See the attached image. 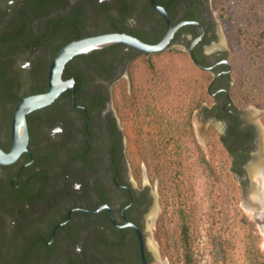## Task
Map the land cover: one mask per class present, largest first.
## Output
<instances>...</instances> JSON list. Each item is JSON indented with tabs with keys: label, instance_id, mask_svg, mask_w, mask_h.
<instances>
[{
	"label": "flooded vegetation",
	"instance_id": "obj_1",
	"mask_svg": "<svg viewBox=\"0 0 264 264\" xmlns=\"http://www.w3.org/2000/svg\"><path fill=\"white\" fill-rule=\"evenodd\" d=\"M170 29L175 32L166 50H183L195 68L214 74V102L199 104L198 119L204 128L209 123L221 130L231 170L247 190L252 181L246 166L263 143L256 125L231 104L227 53L218 44L208 0H0V147L11 150L22 100L49 93L53 62L65 47L108 35L157 45ZM18 34L13 42L2 40ZM158 35L161 40L152 43ZM142 55L118 43L73 57L62 73L70 86L26 116L28 151L0 165V244L9 243L0 247V264H9L37 232L38 243L28 251L41 264H153L147 228L155 196L132 181L127 141L112 106L114 85ZM36 158L45 162L32 166ZM19 168L28 169L22 179L14 176ZM45 171L51 179L44 192L52 200L33 203L41 188L34 175ZM252 179L261 193L264 173L258 169ZM22 183L33 199L8 203V191Z\"/></svg>",
	"mask_w": 264,
	"mask_h": 264
},
{
	"label": "rangeland",
	"instance_id": "obj_2",
	"mask_svg": "<svg viewBox=\"0 0 264 264\" xmlns=\"http://www.w3.org/2000/svg\"><path fill=\"white\" fill-rule=\"evenodd\" d=\"M208 1L227 53L231 104L261 124L264 145V0ZM213 75L183 50H165L133 61L112 90L132 181L155 196L147 228L153 264H264L258 183L244 189L220 129L198 119L201 103L214 102Z\"/></svg>",
	"mask_w": 264,
	"mask_h": 264
},
{
	"label": "water",
	"instance_id": "obj_3",
	"mask_svg": "<svg viewBox=\"0 0 264 264\" xmlns=\"http://www.w3.org/2000/svg\"><path fill=\"white\" fill-rule=\"evenodd\" d=\"M163 11V10H162ZM164 12V11H163ZM175 30L170 29L165 38L157 45L146 44L134 37L127 35H108L96 38L85 39L78 42H73L72 44L65 47L56 57L53 62L51 69V82L50 91L46 95L30 97L22 100L18 105L13 124V139L12 147L9 152L4 151L0 147V165H11L16 162L20 156L28 151L29 144V130L27 125L26 116L44 106L52 103L68 86L62 81V73L65 65L73 57L82 54H90L95 50H102L104 48L110 47L112 45L123 43L128 46L137 48L145 54L159 53L165 51L168 43L173 36ZM262 114V113H261ZM256 125L259 135L262 140V126L258 122H254ZM205 129L203 130V132ZM221 131V130H220ZM264 157V145H260L256 153L253 155L252 160L246 166L250 174L251 188H256V182L252 180V174L260 169L264 172V164H262ZM256 186V187H254ZM258 188V187H257ZM257 190V189H256ZM264 193V187L261 193H259L258 200L264 201L262 194ZM258 203L256 204V206ZM257 208V207H256ZM156 212V210H155Z\"/></svg>",
	"mask_w": 264,
	"mask_h": 264
},
{
	"label": "trees",
	"instance_id": "obj_4",
	"mask_svg": "<svg viewBox=\"0 0 264 264\" xmlns=\"http://www.w3.org/2000/svg\"><path fill=\"white\" fill-rule=\"evenodd\" d=\"M20 36L21 35L18 34V35H15L13 37L11 36V37H8V38H6V37L2 38V40H4V41L6 40L5 42L9 43L10 41L13 42L15 39H19ZM162 37H163V35L156 36L154 38V41H152V43H156L157 44L161 40ZM68 39H69V37L66 36V38L63 39V41L68 40ZM71 40H69V41H71ZM69 41H67V42H69ZM4 49H5V47H0V50L2 52H3ZM6 83H8L6 85H10V86L12 85V84H10V81L8 79L6 80ZM2 148L4 150H6V152H8V150H9L8 146L7 147L6 146H2ZM24 157H28V159H29V156L26 153L23 155V158ZM44 162H45V158H43V159L36 158L34 163H32V166H38V165H40V164H42ZM26 170H28V169L19 168V170L15 173L14 176L17 177L18 179H22V177L25 174ZM50 179L51 178H50L49 173L47 171H45L44 173L40 172V173L34 175V180H40L41 181V188H40L39 194L35 196V198L33 200V203L36 202L35 200H40V199H44L47 202H51L52 198H50L44 192L45 188L48 186V181ZM18 181L19 180H17L16 182L18 183ZM26 183H22V185H20V187H18L17 189H13V190H9L8 191L10 193V196L7 198L8 203H13V202L14 203H19V202L23 201V203L27 204L28 201L33 199V197L30 195V193L24 191L23 186L26 185ZM62 192H63V189H62ZM30 208H26L25 210H23L22 214H24V215L27 214ZM34 232H36V231H34ZM38 238H39L38 232H37V234H33L32 236H30V238L28 239L27 246L25 245L24 246L25 248H21V249L17 248V250H15L16 253H14L13 259H11L9 264H28L30 259L32 260L33 264H41L40 259L39 258L38 259H33L34 256L31 258L30 254H29V251H28L29 246L33 247L34 245H36L38 243ZM8 244H6V245H8ZM6 245L3 244V246H2L0 244V247H5ZM16 245L20 246L21 243L20 244H16ZM256 264H259V263L256 262Z\"/></svg>",
	"mask_w": 264,
	"mask_h": 264
},
{
	"label": "bare ground",
	"instance_id": "obj_5",
	"mask_svg": "<svg viewBox=\"0 0 264 264\" xmlns=\"http://www.w3.org/2000/svg\"><path fill=\"white\" fill-rule=\"evenodd\" d=\"M263 173H264V172H263ZM260 175H261V174H260ZM261 176H262V175H261ZM261 176H260V177H261ZM262 180H263V179H262ZM263 181H264V180H263ZM263 187H264V183H263Z\"/></svg>",
	"mask_w": 264,
	"mask_h": 264
},
{
	"label": "crops",
	"instance_id": "obj_6",
	"mask_svg": "<svg viewBox=\"0 0 264 264\" xmlns=\"http://www.w3.org/2000/svg\"><path fill=\"white\" fill-rule=\"evenodd\" d=\"M196 69H197V68H196ZM197 70H198V69H197ZM203 106L205 107V106H206V104L204 103V104H203Z\"/></svg>",
	"mask_w": 264,
	"mask_h": 264
}]
</instances>
